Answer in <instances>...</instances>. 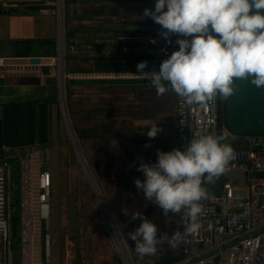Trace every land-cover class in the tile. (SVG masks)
Here are the masks:
<instances>
[{
  "label": "crops",
  "instance_id": "1",
  "mask_svg": "<svg viewBox=\"0 0 264 264\" xmlns=\"http://www.w3.org/2000/svg\"><path fill=\"white\" fill-rule=\"evenodd\" d=\"M72 3V5L69 4L70 6L66 10L67 21L65 20L66 24L64 25L66 17L64 18L63 8L60 19L58 15L54 14L52 8L41 5L40 0H0V58L15 57L17 53L23 51L22 43L32 44L30 45L32 57L52 52V49L47 45H41L43 42L54 43L56 51L54 58L38 57L40 58V64L32 68L27 66V63L23 60L25 58H19L17 61L20 65L19 73L0 78V112L3 106L9 103L47 101L49 104L47 143L42 146L36 142L33 145L19 146L12 149L21 155L40 154L41 150L39 148L53 143L52 131L54 126L58 124L57 121H59L61 114L60 105L58 104L60 98L58 57L62 34L63 86L65 87L66 82H76L79 94V110L81 111V115L78 117L79 147L86 159L95 161L94 163H96V156L101 154V149L102 158H106L111 162L112 158L117 157L116 155L112 156L113 151H116L115 146L123 144L121 143L123 141H126L127 144V142L134 139V135H132L134 128L128 125V119L130 118L127 117V125L125 124L127 134L124 138L106 136V138L101 139L103 133L111 135L110 132L113 134L118 131L112 129L113 127H107L101 119V110L99 111L96 108L94 102L99 96L97 94L101 93L100 96L104 97L116 95L119 92L122 93V96L131 97V103L135 102L130 104V112L132 107H135L138 111L137 115L141 119L150 114L151 108L158 109L157 114L160 117L159 114L163 107L161 100L167 93L157 95L150 80L137 72V65L140 62L147 61L144 72L159 71L161 64L151 57L150 59L143 58L148 56L146 38L160 35L161 31L158 24L151 18L144 16L145 9L154 11L155 0H72ZM67 33H74L72 40L66 39ZM73 42L77 45L78 52L76 54L74 49L73 54L76 55H70V57L73 59L74 56L77 59L76 62H70L65 69L64 55L70 53L69 47ZM123 48L127 50L126 53L122 52ZM136 56L141 58L132 61L123 59ZM96 57H102L105 60H91ZM57 63L58 65H56ZM65 70L67 71L65 72ZM175 95L174 93L171 104L174 110L173 120L175 122V139L177 140ZM54 97H56V101H52ZM91 98H93V101ZM133 98H136L137 101ZM126 115L128 116L127 113ZM141 123L143 124V122ZM116 127L117 124L115 123L114 128ZM142 128H146V132L149 130L148 125L146 127L141 125L140 130ZM145 136L148 137V135ZM139 140L140 138H137V141ZM115 160L118 159L115 158ZM43 161L46 160L43 158ZM131 161L130 159V165H128L130 169H125V171L121 167L118 168V165H114V167L111 163L106 167L103 166L102 170L97 169L95 165L93 173L98 182L102 184L100 189L104 193L108 206L112 209L113 205L116 206L123 192L126 196L135 194L132 191V184L135 179H141L140 176H137L138 174H135V169L131 166L133 161ZM48 170L51 172L50 169ZM11 174V199L12 202L17 200L16 210L19 212L17 165L12 168ZM147 208L153 209L150 206L146 207L145 210ZM93 220L95 219L93 218ZM81 257L89 258L85 254H82ZM101 258L105 259L107 256ZM63 260L70 259L67 257ZM108 262L109 264H115L111 252L108 255Z\"/></svg>",
  "mask_w": 264,
  "mask_h": 264
},
{
  "label": "built area",
  "instance_id": "2",
  "mask_svg": "<svg viewBox=\"0 0 264 264\" xmlns=\"http://www.w3.org/2000/svg\"><path fill=\"white\" fill-rule=\"evenodd\" d=\"M6 1V0H5ZM61 19L63 0H40ZM177 36L166 40L161 35L146 38L147 55L160 63L179 50ZM170 41V42H169ZM74 48L69 47V52ZM123 48L122 52L126 53ZM23 59L29 68L35 67ZM19 58H0V78L19 73ZM223 99L187 103L175 95L176 137L179 149L194 138L223 136L236 158L225 166L217 191L208 188L207 198L200 203L197 217L200 229L188 233L191 222L186 212L180 215V258L170 264H264V136H247L235 141L221 122ZM229 137V138H228ZM17 165L18 236L11 227V171ZM239 170L245 181L232 182L227 173ZM52 174L44 167L39 153L21 155L14 149L0 146V264H53L51 229ZM115 264H157L135 254L117 220L100 206ZM16 247V248H15Z\"/></svg>",
  "mask_w": 264,
  "mask_h": 264
},
{
  "label": "clouds",
  "instance_id": "3",
  "mask_svg": "<svg viewBox=\"0 0 264 264\" xmlns=\"http://www.w3.org/2000/svg\"><path fill=\"white\" fill-rule=\"evenodd\" d=\"M260 10L264 0H155L154 11L145 9L144 16L161 27L160 35L166 40L182 38L176 40L179 50L161 62L159 71L144 72L147 61H143L137 72L150 80L157 95L171 90L187 103L217 97L227 100L235 93L237 79L250 78L252 85L264 88V14ZM159 131L154 126L147 135L155 138ZM223 139L206 135L192 139L183 149L158 150L155 163L142 162L137 169L144 179H135V187L165 216L187 209L188 233L200 229V202L207 198L202 184L212 182L236 158L235 149ZM137 219L142 222L128 238L140 256L155 255L158 245L173 244L180 237L175 232L158 236L154 223L132 213L131 221Z\"/></svg>",
  "mask_w": 264,
  "mask_h": 264
},
{
  "label": "rangeland",
  "instance_id": "4",
  "mask_svg": "<svg viewBox=\"0 0 264 264\" xmlns=\"http://www.w3.org/2000/svg\"><path fill=\"white\" fill-rule=\"evenodd\" d=\"M69 4H73L72 0H63L64 18L66 17V10L68 6H70ZM65 20L67 21V17L64 19V25L66 24ZM56 65H58V63ZM56 74L58 75L57 70ZM121 94L122 93L117 92L116 95L104 97L100 96L102 95L101 93L97 94V96H99L94 102L96 103V108H98L99 111L101 110V119H103L107 127H113L112 129L118 131L113 134L110 132L111 135H109V133H103L101 139H103V137L106 138V136L124 138L127 134L125 130L127 117L130 118L128 119V125L134 128V132L132 133L134 139L127 142V144L126 141H123L121 142L123 144L117 145L115 143L117 146L113 145L116 147V151H113L112 156L116 155L117 157L115 158L118 160L112 158L111 162H109L106 158H102V149L101 154L96 156V163L85 157L88 163L90 176L88 173L85 174L82 169L78 154L68 134L67 122L62 112L61 97L58 100L61 114L59 121H57L58 124L54 126V130L52 131L53 143H50L49 146L39 148L42 158L46 160L44 162V167L50 169L52 174L51 229L52 236L57 235V242L52 246L53 264H105V262L109 264L108 255L111 250L109 248L108 237L102 219L100 202H103L104 209L115 217L131 250L135 254H137L134 248L135 242L129 239L128 235L139 227L142 221L140 219L131 221V215L134 212L140 213L144 218L154 223L158 229V236L167 234L170 237L174 232L180 233L179 213L169 212L168 215L165 216L162 209L144 198L143 193L137 190L134 183L132 184V191L135 194H130L128 197L125 192L122 191L123 194L116 203L117 207L113 205V209L110 208L104 193H102L100 189L102 184L95 178L93 173L95 165L97 169L99 168V170H102V168L111 163L113 166L118 165V168L121 167L122 170L125 171V169H130L128 165H130L131 159L133 161H131V166L135 169V174H138L137 176H140L141 180H143V174L137 171L142 162L148 164L155 163L158 150L169 152L173 149H178V142L175 139V122L173 120L174 110L171 104L174 92L171 90L167 91L166 96L161 100L163 107L159 114L160 117H158L157 114L158 109L151 108L150 114L141 119L138 117V111L135 107H132V111L130 112V104H133L135 101L131 103V97L128 98L126 95L122 96ZM91 99L93 101V98ZM133 99L136 100V98ZM71 102L73 104V112L71 114L74 115L75 125L77 122L76 126H78V117L81 115L78 92L74 95ZM67 116L69 125L73 130L68 111ZM138 118L140 119L139 121ZM141 122H143V124ZM115 123L117 124L116 128H114ZM141 125L144 127L148 125L149 129L154 126L157 127L160 129L157 133L159 137L157 135L155 138L146 137L145 135H147L149 130L147 132L145 131L146 128L140 130ZM73 133L75 135L74 130ZM75 138L78 142L76 135ZM137 138H140V140L137 141ZM94 187L95 189L97 188L98 193H95ZM150 206L153 207V209L147 208L145 210L146 207ZM118 207L119 209H117ZM92 217L95 220H93ZM179 253L180 237L178 240L174 241L173 244L164 242L158 245V250L155 255L143 257L149 258L157 263V261L166 259V257L174 258ZM82 254L87 255L89 258H82ZM102 256H107V258H101ZM67 257H69L70 260L64 261L63 258L66 259Z\"/></svg>",
  "mask_w": 264,
  "mask_h": 264
},
{
  "label": "trees",
  "instance_id": "5",
  "mask_svg": "<svg viewBox=\"0 0 264 264\" xmlns=\"http://www.w3.org/2000/svg\"><path fill=\"white\" fill-rule=\"evenodd\" d=\"M74 36V33H67L66 39L72 40L71 38ZM72 47L75 49L77 54L78 49L77 45L73 42L71 43ZM31 43H22L23 51L17 53L14 58H31ZM41 45H47L52 49V52L48 54H42L38 57H48L54 58L56 56L54 43L43 42ZM74 51L64 55V64L65 69L70 62H76L77 57H72L70 55L73 54ZM141 57H127L123 58L124 60H138ZM144 59H150L149 56L143 57ZM121 59V60H123ZM92 61H103L105 60L102 57H96L91 59ZM67 70H65L66 72ZM65 105L67 111L69 113V117L71 119L72 127L75 132V135L79 142L78 135V126L77 122L75 125L73 112V104L72 98L76 95L77 91V83L76 82H66L65 83ZM52 101H56V97L53 98ZM50 100V102H52ZM48 102L46 101H38L33 103H9L3 106L0 112V146L6 145L10 148H16L19 146L33 145L36 142L39 145H45L48 141V133H49V107ZM221 122L225 125V100H223L221 105ZM229 138V137H228ZM243 136H233L235 141L242 139ZM17 200L12 202V217H11V227L13 231V236L16 239L18 236V212H17ZM57 236V235H56ZM56 236H52V246L56 244L57 238ZM16 248V247H15ZM180 258V253L174 257H166V259H162L161 261H157V264H170L177 261Z\"/></svg>",
  "mask_w": 264,
  "mask_h": 264
},
{
  "label": "water",
  "instance_id": "6",
  "mask_svg": "<svg viewBox=\"0 0 264 264\" xmlns=\"http://www.w3.org/2000/svg\"><path fill=\"white\" fill-rule=\"evenodd\" d=\"M256 10L253 9V12ZM264 14V10H260ZM60 50H59V65H60V97L62 103V112L66 120V126L68 134L72 139L75 150L78 154L84 173L89 174L88 163L82 153L79 144L75 138L73 130L69 125L65 98H64V86H63V37L60 38ZM29 64L39 65L40 58L31 57L28 59ZM235 93L233 96L225 100V128L228 133L233 136H264V88H257L251 84L250 78L248 80L237 79L234 83ZM222 173L216 177H213L212 182H206L207 186L212 191H217L220 188V183H215L214 180H221ZM227 178L232 181H239L243 183L245 181V175L239 170H232L227 173ZM95 189V187H94ZM95 193H98L97 188ZM101 207H104V203L100 202Z\"/></svg>",
  "mask_w": 264,
  "mask_h": 264
}]
</instances>
